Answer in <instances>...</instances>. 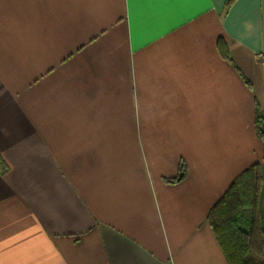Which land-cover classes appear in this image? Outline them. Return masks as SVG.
I'll list each match as a JSON object with an SVG mask.
<instances>
[{
	"label": "crops",
	"instance_id": "crops-1",
	"mask_svg": "<svg viewBox=\"0 0 264 264\" xmlns=\"http://www.w3.org/2000/svg\"><path fill=\"white\" fill-rule=\"evenodd\" d=\"M227 3L0 0V264H229L264 0Z\"/></svg>",
	"mask_w": 264,
	"mask_h": 264
},
{
	"label": "trees",
	"instance_id": "trees-1",
	"mask_svg": "<svg viewBox=\"0 0 264 264\" xmlns=\"http://www.w3.org/2000/svg\"><path fill=\"white\" fill-rule=\"evenodd\" d=\"M234 0H228L229 7ZM226 57L228 53L222 46ZM256 129L264 138V109L256 104ZM208 220L229 264H264V163L239 174L212 207Z\"/></svg>",
	"mask_w": 264,
	"mask_h": 264
},
{
	"label": "rangeland",
	"instance_id": "rangeland-1",
	"mask_svg": "<svg viewBox=\"0 0 264 264\" xmlns=\"http://www.w3.org/2000/svg\"><path fill=\"white\" fill-rule=\"evenodd\" d=\"M260 106H261V104H260ZM261 107H262V106H261ZM262 109H264V105H263Z\"/></svg>",
	"mask_w": 264,
	"mask_h": 264
}]
</instances>
